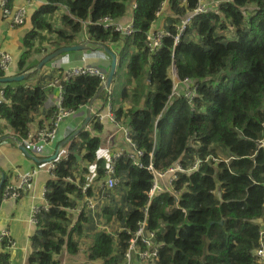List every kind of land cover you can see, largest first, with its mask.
Wrapping results in <instances>:
<instances>
[{
  "label": "trees",
  "instance_id": "1",
  "mask_svg": "<svg viewBox=\"0 0 264 264\" xmlns=\"http://www.w3.org/2000/svg\"><path fill=\"white\" fill-rule=\"evenodd\" d=\"M165 1L46 0L29 18L19 73L35 69L44 58L32 59L34 55H48L87 40L93 49L101 45L113 49L118 56L115 79L123 72L128 79L117 100L112 92V109L117 122L130 128L144 164L164 171L176 164L187 170L198 163L192 172H179L174 183L177 196L158 194L151 202L147 221L161 244L158 258L136 257L133 264H256L254 251L261 229L257 221L264 219V147H260L264 140V0H231L220 5L218 14L197 15L177 44L175 27L199 0H168L170 35L162 38L156 52H150L147 36ZM106 17L115 22L132 17L133 34L105 30L100 19ZM45 42L48 47L41 49ZM174 63L181 80L197 84L191 103L183 93L170 99L169 72ZM42 72L34 70L23 82L0 83L5 86L0 118L20 141L28 138L35 115L47 100V83L58 77ZM7 75L0 66V78ZM101 87V79L88 74L63 81L62 103L48 111L50 121L39 124L50 126L59 108L81 111L98 94L101 103L107 102ZM102 130L95 115L87 128L71 138L67 154L56 160L54 176L46 184L51 209L39 216L29 264H61L65 245L70 254H79V238L97 228L86 211L70 228L68 208L79 206L84 197L66 179L86 185L92 172L98 181L104 177L110 162L101 154ZM115 162L119 186L126 185L125 201L120 205L112 193L104 194L111 198L102 216L107 221L116 219L120 226L112 233L96 229L92 234L87 250L93 264H124L132 235L127 231L135 232L146 217L153 175L127 154ZM8 184L5 178L1 198ZM88 193H93L91 187ZM0 247V264H10L8 239Z\"/></svg>",
  "mask_w": 264,
  "mask_h": 264
},
{
  "label": "built area",
  "instance_id": "2",
  "mask_svg": "<svg viewBox=\"0 0 264 264\" xmlns=\"http://www.w3.org/2000/svg\"><path fill=\"white\" fill-rule=\"evenodd\" d=\"M9 0H2L1 6H2V13L3 16L9 20V22L12 25H22L25 23L27 18V11L28 6H31L32 0H27L28 6H22L17 8L16 10H10L6 6L8 4ZM231 0H199V4L196 8L191 10L187 15L181 18L180 22L176 25V31L177 34L175 36V44H177L180 41V38L185 33L187 27L192 23L193 19L201 14V13H208V12H215L216 14L220 13V5L225 2H229ZM168 0H166L163 3V6L161 10L158 12V18L155 23H153L151 31L149 32L147 36V45L150 50V52H156L161 44H162V38L164 36L170 35L169 32V26L171 22L169 20L165 19V15L168 12L169 8ZM136 5L134 4L132 9ZM133 18L131 17L128 22L125 24H121L120 22H115L114 20L110 18H102L100 20V25L105 30H112L116 32L123 33L125 35H132L134 32V26L132 22ZM163 22L162 26L159 28L157 27V24L159 22ZM88 57V55H85V58ZM13 57L0 50V66L4 70V72H9L11 69ZM57 62L55 64L58 65ZM84 74H90L94 76H98L101 78V80L104 82L106 80V74L103 72V70L99 69L95 66H73L68 67L64 73L58 74V77L54 80H51L47 83V87L49 89H56L58 92V103L57 105H60L62 103V82L65 80L70 79L74 76L84 75ZM170 77L172 79V93L170 95V99H173L181 93H183L187 98L188 101L191 103L196 95V88L197 84L191 80V79H183L181 80L177 74L175 63L171 66L170 69ZM180 86L184 87V89H181ZM5 86L0 87V101L4 98V91ZM109 92L111 90L109 89ZM60 110L57 112V114L54 117V120L49 122L51 124L50 126L43 125L41 126L35 133H30L28 135V138L24 140V144H26L28 147H32L35 143L39 142L44 145L51 144L55 142L58 138V129L62 125L65 119L67 118H73L77 114V111L74 110H65L62 108H59ZM106 110V111H105ZM98 119L101 120L104 117H108V119L114 124H117L116 114L112 110V105L109 103L103 110H101L99 113H97ZM117 126V125H116ZM119 130L122 132V135L124 136V140L129 144L130 149L134 148V152L127 153V149L121 148L118 150L113 156L109 159V166L107 167L105 171V175L102 179H100L97 182L98 189L102 192V194H99L97 192H93L92 194L88 193V189L91 187L92 191L94 190L93 183L88 182L86 185L79 184L78 180H74L71 177H68L66 180L74 183L82 192L83 199L80 202H82V205L79 204L76 208H68L70 215L77 214V218L74 221L73 215L71 216V226L70 228L76 226V224L79 222L81 218V214L83 211H86L87 213H90L92 220L96 225L98 230L106 231L107 233H112L113 230L111 229L110 224L106 223L105 220L102 217V208L104 205L109 204L110 198L108 196H105L104 194L108 195L115 191V189L120 184V178L116 175V162L115 159L123 156L124 154H127L130 159L134 161V164L138 166L141 169H146L153 175V183L152 187L148 191V204L145 207V213L146 217L142 221L138 223V228L135 232L131 233V231H127L131 235V238L129 240V247L127 249V252L125 253V262L124 264H133L136 257L141 259L142 261H150L153 259L158 258V248H160L161 244L157 240V234L155 231H152L148 228V221H147V213H148V207L150 206L153 199L158 194H173L175 196L178 195V192L174 188V183L178 180V174L179 172L187 171L192 172L196 168H198V163L193 165L191 168L185 170L181 164H176L175 166L170 167L167 170L160 171L154 167L152 163L145 165L142 161L143 157V151L137 149L135 143L133 142L130 134V128L126 125H121L118 123ZM260 147H264V140L261 141ZM57 161H52L48 164V171L51 173L52 176L53 170L56 168ZM35 175V172L29 173V174H19L18 175V183L8 184L5 189L3 190L2 196L4 198H10V199H18L20 198L23 193L30 190L33 186V177ZM91 178V176H88V181ZM47 189V188H46ZM46 191L44 192V196L46 194ZM48 202V201H47ZM51 209V204L48 202L45 206H35L32 210V216L31 221L40 227V214L42 212H48ZM77 222V223H76ZM261 225V229L259 232V245L254 251V257L256 264H264V219H259L258 221ZM8 239V248H14L16 246V242L11 239L10 234L7 230L0 232V243L2 240ZM64 249H66V252H69L68 245L66 244ZM96 264V262L94 261ZM83 264H93L92 261L89 259H86V261Z\"/></svg>",
  "mask_w": 264,
  "mask_h": 264
},
{
  "label": "crops",
  "instance_id": "3",
  "mask_svg": "<svg viewBox=\"0 0 264 264\" xmlns=\"http://www.w3.org/2000/svg\"><path fill=\"white\" fill-rule=\"evenodd\" d=\"M1 2V0H0ZM26 3V0H11L10 5L20 6ZM46 4V0H32L29 9L28 23L31 28L29 21L32 13L38 8V6ZM131 14V10H130ZM131 18V17H130ZM130 20V19H129ZM128 22V21H127ZM121 24H125L126 21H120ZM162 21L157 24V27L162 26ZM29 28V29H30ZM29 29L24 26H14L8 19H5L0 15V50L10 54L13 57L10 75L20 74L18 61L24 51L23 38ZM85 51L71 52L61 59H63V67L67 66H98L105 70L110 67L111 60L109 57H105L100 51H93L92 53L86 54L88 57L85 58ZM32 59H40V55H34ZM59 69H50L46 67L43 70V74L56 75ZM31 80V79H30ZM23 82V81H21ZM16 83V82H14ZM33 83V81L28 82ZM59 97L56 89H50L47 94V100L45 104L39 109L35 115V120L30 126V133H35L43 124L50 121L48 117V111L58 103ZM98 102V101H97ZM96 102V104H97ZM128 106V105H127ZM106 111V110H105ZM87 118V112H78L75 117L67 118L64 120L60 128L58 129V138L55 142L44 145L42 143H35L32 147H28L29 152L39 158H45L52 156L58 145L66 140L76 129L81 128ZM40 121H44L40 125ZM100 124L103 125V130L100 133L102 137V156H110L121 148L130 150V146L124 140V136L119 128H116L113 123L104 117L101 119ZM89 124L86 126V128ZM24 141H20L16 134L8 127L7 123L0 118V181L5 175V178L10 183L17 184L19 174H29L35 172L33 177V186L30 190L23 193L18 199L4 198L2 196L0 203V232L7 230L12 240L16 242L14 248H10V264H29L30 256L33 252V238L39 231V226L31 221L32 210L35 206L47 205V199L44 196L45 190H47V182L52 179L53 176L48 171V164L39 165L31 158H29L20 148V144ZM59 156H64L68 152V145L60 151ZM4 173V174H3ZM96 176H91L88 182H92L94 190L102 194L98 189ZM74 213V212H73ZM73 215L74 221L77 218V214ZM105 222L110 224L112 230L119 228V222L115 220L107 221L106 216H102ZM77 223V222H76ZM88 227V226H87ZM89 229V228H88ZM96 233V229L86 230L84 238L77 237L80 242L79 254H70L64 249L63 254L60 258L61 264H83L88 258L87 247L92 241V234ZM1 249V247H0ZM101 262H96L100 264Z\"/></svg>",
  "mask_w": 264,
  "mask_h": 264
},
{
  "label": "water",
  "instance_id": "4",
  "mask_svg": "<svg viewBox=\"0 0 264 264\" xmlns=\"http://www.w3.org/2000/svg\"><path fill=\"white\" fill-rule=\"evenodd\" d=\"M102 50L111 58V65H110V69L108 71V76L106 79L105 84L101 87V90H104L105 87H110L115 79V74H116V70H117V64H118V58H117V54L108 46L106 45H101ZM91 49V43L90 42H84V43H79L77 45H73V46H64L62 48H59L55 51H53L52 53L46 55L41 61L40 63L37 65V67L35 68L36 70H41L44 66H46L48 63L52 62L53 60L61 57L64 54H68L71 52H75V51H84V50H90ZM33 71V70H32ZM32 71H27L23 74H15V75H10L4 78H0V82L3 83H9V82H21L24 81L31 73ZM100 93V92H99ZM99 94L97 96H95L91 102H90V110L87 116L86 121L84 122V124L82 125L81 128L75 130L66 140H64L63 142H61L55 153L50 156V157H45V158H39L37 156H35L34 154H32L31 152H29V150L27 149L26 145L21 143L20 144V148L21 150L32 160H34L35 162L42 164V163H49L52 162L54 160H56L59 155H60V151L64 148V146H66L69 141L71 140L72 137L76 136L79 132H81L90 122L91 118H92V107L94 105V102L96 101V99L98 98ZM4 174V173H3ZM5 182V175H3L1 181H0V203H1V189L3 187V184Z\"/></svg>",
  "mask_w": 264,
  "mask_h": 264
},
{
  "label": "clouds",
  "instance_id": "5",
  "mask_svg": "<svg viewBox=\"0 0 264 264\" xmlns=\"http://www.w3.org/2000/svg\"><path fill=\"white\" fill-rule=\"evenodd\" d=\"M2 1V0H1ZM10 1L11 0H9L8 1V4H7V8L8 9H10V10H16L17 8H19V7H22V6H28V4H27V0H26V3L25 4H23V5H20V6H12V5H10ZM47 3V2H46ZM29 9H30V6H28V11H27V18H26V21H25V23L24 24H22V25H14V26H24V25H26L27 23H28V16H29ZM131 10V13H132V7L129 9V11ZM0 15H2V17L3 18H5L4 16H3V13H2V6H1V2H0ZM6 19V18H5ZM165 19L166 20H168V18H167V16L165 15ZM101 20V19H100ZM112 31V30H111ZM87 40V39H86ZM88 41V40H87ZM86 41V42H87ZM88 42H90V41H88ZM84 43V42H83ZM113 50V49H112ZM86 53H85V55L86 54H89V53H92L93 51H100L105 57H109L103 50H102V48H101V46H100V48L99 49H93V47H92V45H91V49L90 50H84ZM114 51V50H113ZM115 52V51H114ZM116 53V52H115ZM69 54V53H68ZM117 54V53H116ZM65 55H67V54H64V55H62L61 57H59V58H57V59H55V60H53L52 62H50V63H48L46 66H44L41 70H44L46 67H49L50 69H59L60 71L56 74L57 76H58V74H62V73H64V71L68 68V67H73V66H67V67H63V59H61L63 56H65ZM46 56V53H42V55H40V59H42L43 57H45ZM110 58V57H109ZM117 58H118V56H117ZM110 60H111V58H110ZM57 62H61V63H58V65H56L55 66V64L57 63ZM110 65H111V63H110ZM89 66H91V65H89ZM37 67V66H36ZM95 67H98V66H95ZM99 69H101V70H103V72H105V74H106V79H107V76H108V71H109V69H110V67H109V69L108 70H105V69H103V68H101V67H98ZM36 71V69H33V71ZM41 70H38V71H41ZM30 71H32V70H30ZM33 71H32V73H33ZM27 72V71H26ZM6 73H8V75L7 76H10V74H9V72H6ZM31 73V74H32ZM23 74V73H22ZM30 74V75H31ZM29 75V76H30ZM84 75H87V74H84ZM88 75H90V74H88ZM6 76V77H7ZM98 77V76H97ZM28 78V77H27ZM26 78V79H27ZM100 78V77H99ZM25 79V80H26ZM101 79V78H100ZM115 81V80H114ZM113 81V82H114ZM105 82H106V80L103 82L102 80H101V83H102V86L105 84ZM0 83H3V82H0ZM9 83H13V82H9ZM113 85H111L109 88L108 87H105L104 88V90H100V92L101 91H105L106 92V94L108 95V100H107V102H103V103H101L98 99H99V96H98V98L96 99V101L94 102V105H93V107H92V118H91V120L93 119V117L96 115V117L98 118V116H97V113H99L101 110H103L109 103L112 105V103H111V96H112V92H114L113 91V87H112ZM109 89L111 90V92H109ZM98 101V102H97ZM96 102H97V104H96ZM89 110H90V103H89V105H87V106H85L81 111H86L87 112V116H88V113H89ZM113 110V109H112ZM81 111H79V112H81ZM78 113V112H77ZM87 119V118H86ZM91 120H90V122H91ZM99 120V119H98ZM100 121V120H99ZM89 122V123H90ZM86 128V127H85ZM84 128V129H85ZM79 129V128H78ZM77 130V129H76ZM129 145V144H128ZM138 149V148H137ZM130 150H133L132 152H134V148H132V149H130ZM117 151H115L113 154H115ZM131 152V151H130ZM129 151H127V153H130ZM113 154L111 155V156H113ZM110 156V157H111ZM61 156H59L58 158H60ZM57 158V159H58ZM56 159V160H57ZM56 160H54V161H56ZM50 163V162H49ZM48 163V164H49ZM89 176H92V174H89ZM95 176H96V173H95ZM259 221V220H258ZM257 221V222H258Z\"/></svg>",
  "mask_w": 264,
  "mask_h": 264
},
{
  "label": "rangeland",
  "instance_id": "6",
  "mask_svg": "<svg viewBox=\"0 0 264 264\" xmlns=\"http://www.w3.org/2000/svg\"><path fill=\"white\" fill-rule=\"evenodd\" d=\"M24 28L29 29L30 25L26 24V25H24ZM40 47H41V49L47 48L48 44L45 42ZM127 79H128V75L125 72H123L120 76L118 75L116 77L115 81L112 83L113 91H114V94H115L114 95V100H117L121 96L120 94L122 92L123 85L127 82ZM180 88L184 89V87H182V86H180ZM46 164H48V163H44V165H46ZM92 176L93 177L95 176L94 172H92ZM94 181L98 182V180H95V179H94ZM125 187H126V185L124 183H122L120 186H118V189H120V193H116L115 191L112 192V195L115 198V202H118V203L120 202V205L124 204V201H125V195H124L125 190H126ZM79 204L82 205V202H80Z\"/></svg>",
  "mask_w": 264,
  "mask_h": 264
}]
</instances>
